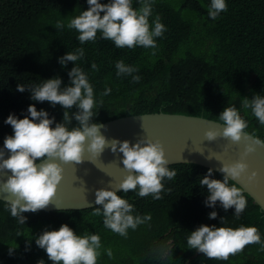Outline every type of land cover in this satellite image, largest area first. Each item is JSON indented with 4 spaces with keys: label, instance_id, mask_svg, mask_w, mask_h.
<instances>
[{
    "label": "trees",
    "instance_id": "trees-1",
    "mask_svg": "<svg viewBox=\"0 0 264 264\" xmlns=\"http://www.w3.org/2000/svg\"><path fill=\"white\" fill-rule=\"evenodd\" d=\"M226 3V10L212 19L208 16L209 0H152L149 23L158 16L165 26L153 49L115 48L113 42L102 38L81 45L75 29L59 31L54 27L57 20L67 24L86 10L87 0H0V143L12 134L4 120L10 113L23 118L29 104L35 103L37 110L43 108L56 122H62L64 108L59 104L52 107L47 101L34 102L29 91L21 93L16 88L18 83L39 84L55 76L67 85L74 63L63 67L58 58L77 47H83L85 54L75 63L86 72L97 101L94 122L162 113L222 123L218 116L224 107L235 106L247 121L245 133L264 142V125L242 103L244 97L264 94V0ZM119 59L138 69L133 73L140 76L138 82L131 75L116 76L115 61ZM93 62L96 69L91 68ZM106 87L111 91L103 95ZM75 111L73 106L70 112ZM77 123L73 119L68 127ZM169 167L176 175L162 181L165 190L160 199L151 194L139 197L131 190L117 194L134 205V216L151 217L135 229L129 228L126 236L106 228L102 215L94 214L95 207L26 212L27 220L20 224L0 201V264H37L41 259L53 264L35 244V237L65 223L78 235L99 234L97 264H264L259 244L246 245L227 259H209L186 247L191 231L201 224L220 227L221 217L226 218L225 227H257L264 240V211L246 194L247 205L239 219L233 217L234 207H207V190L198 180L209 168L187 163ZM213 178L222 180L223 175L213 170ZM213 210L218 213L216 219L208 216ZM165 246L170 251L161 258L158 250ZM10 247L14 248L11 254ZM106 249L111 250V256Z\"/></svg>",
    "mask_w": 264,
    "mask_h": 264
},
{
    "label": "clouds",
    "instance_id": "clouds-1",
    "mask_svg": "<svg viewBox=\"0 0 264 264\" xmlns=\"http://www.w3.org/2000/svg\"><path fill=\"white\" fill-rule=\"evenodd\" d=\"M138 3L139 7L133 4ZM88 8L79 15L68 20H57L54 27L59 31L67 27L75 29L78 33L76 40L83 45L87 41L97 38L110 40L115 48H155L156 37L163 35L164 25L157 16L149 23L152 14V0H87ZM227 8L226 0H209L208 16L217 18ZM99 33V37L98 34ZM84 48L77 47L58 58L61 66L66 67L68 62L74 66L68 71L69 83L63 85L62 78L55 76L42 79L39 84L18 83L16 90L23 93L29 91L30 99L34 102L47 101L52 107L59 104L64 108L62 122H56L50 117L48 111L41 108L37 110L35 103L29 104L23 118L10 113L4 123L10 125L12 134L7 135L3 141V150H0V171L10 170L7 179L0 183V192L11 194L6 200V209L20 224H25L26 212H36L44 209L56 195L58 185L63 179V167L57 161L79 164L84 160L85 145L87 151L99 157L106 147L113 153H122L121 163L127 174L119 183L117 190L124 193L134 191L139 197L151 194L153 199H160L164 189L162 181L172 180L176 171L170 168L169 160L160 142L149 139H140L136 143L128 140L109 139L101 133L105 125L94 122L98 115L94 112L97 103L94 89L89 82L86 72L75 62L84 56ZM92 69L97 65L93 62ZM116 76L131 75L133 81H139V75H133L138 69L126 64L122 59L115 61ZM63 85V86H62ZM110 88H105L103 95L109 94ZM243 107L250 109L252 115L264 125V94H254L251 99L244 97ZM77 109L70 112V109ZM78 123L72 125V120ZM218 129L206 131L205 137L214 141L219 135L239 142L247 134L245 129L247 121L242 118L235 106L224 107L219 114ZM217 124L215 122H211ZM54 125V126H53ZM257 144H264L256 141ZM254 151L252 145L246 147L244 156ZM7 153V158H5ZM248 170L243 159L223 164L220 171L223 179L213 178V169L209 168L207 174L200 177L198 183L206 187L207 194L204 201L207 207L215 209L217 204L224 210L234 207L233 217L239 219L244 212L247 200L243 189L235 183L242 178ZM253 172L249 179L255 177ZM117 190L99 188L95 191V215H102L103 224L111 231L122 236L127 235L129 228L135 229L141 223L150 220L149 215H133L134 205L124 197L117 195ZM170 191V189H166ZM210 219H216L217 211L208 213ZM222 226L215 224L199 225L186 237V247L204 254L206 258L227 259L230 253H235L249 244H259L260 251H264V240L255 226L225 227L226 218L221 217ZM35 244L43 249L48 260L53 264H97L100 255L101 238L96 233L84 235L76 232L68 225L61 224L58 229H45L35 237ZM14 248L9 249L11 254ZM111 256V250H105ZM161 258L169 254L168 247L159 250ZM37 264H45L43 259Z\"/></svg>",
    "mask_w": 264,
    "mask_h": 264
},
{
    "label": "water",
    "instance_id": "water-1",
    "mask_svg": "<svg viewBox=\"0 0 264 264\" xmlns=\"http://www.w3.org/2000/svg\"><path fill=\"white\" fill-rule=\"evenodd\" d=\"M214 121L183 115L143 114L118 118L103 123L101 133L111 139L128 140L133 144L140 139L160 142L165 150L169 165L196 164L211 168L223 175V164H232L241 159L248 165L247 173L234 181L264 211V144L249 134L239 142L219 135L214 141L205 137L206 131L222 126ZM252 145L254 151L244 156L246 147ZM3 145L0 143V150ZM122 153H113L106 147L99 157L87 151L79 164L57 161L63 167V179L58 185L53 201L40 212L85 211L95 204V191L99 188L117 190L127 174L121 163ZM5 158H7V153ZM256 175L249 179L251 174ZM10 170L0 171V183L7 179ZM123 192L117 190V194ZM11 194L0 192V201L10 199Z\"/></svg>",
    "mask_w": 264,
    "mask_h": 264
}]
</instances>
